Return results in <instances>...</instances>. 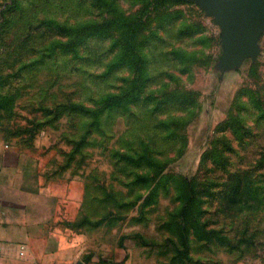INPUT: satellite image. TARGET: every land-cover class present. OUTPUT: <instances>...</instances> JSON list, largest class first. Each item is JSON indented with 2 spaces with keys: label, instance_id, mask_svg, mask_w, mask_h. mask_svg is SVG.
I'll list each match as a JSON object with an SVG mask.
<instances>
[{
  "label": "rangeland",
  "instance_id": "rangeland-1",
  "mask_svg": "<svg viewBox=\"0 0 264 264\" xmlns=\"http://www.w3.org/2000/svg\"><path fill=\"white\" fill-rule=\"evenodd\" d=\"M257 47L230 60L198 0H0V151L88 264H264Z\"/></svg>",
  "mask_w": 264,
  "mask_h": 264
},
{
  "label": "crops",
  "instance_id": "crops-1",
  "mask_svg": "<svg viewBox=\"0 0 264 264\" xmlns=\"http://www.w3.org/2000/svg\"><path fill=\"white\" fill-rule=\"evenodd\" d=\"M36 162L23 157L19 149L0 151V262L88 264L78 245L65 241L52 227L58 201L65 195L47 191ZM48 200L51 216L44 210Z\"/></svg>",
  "mask_w": 264,
  "mask_h": 264
},
{
  "label": "water",
  "instance_id": "water-1",
  "mask_svg": "<svg viewBox=\"0 0 264 264\" xmlns=\"http://www.w3.org/2000/svg\"><path fill=\"white\" fill-rule=\"evenodd\" d=\"M209 16L223 26L225 54L230 60L258 51L264 31V0H198ZM77 264H84L79 262Z\"/></svg>",
  "mask_w": 264,
  "mask_h": 264
},
{
  "label": "trees",
  "instance_id": "trees-1",
  "mask_svg": "<svg viewBox=\"0 0 264 264\" xmlns=\"http://www.w3.org/2000/svg\"><path fill=\"white\" fill-rule=\"evenodd\" d=\"M264 169V168H263ZM189 227L186 225V227L184 228V231H186V235L188 236V234H189Z\"/></svg>",
  "mask_w": 264,
  "mask_h": 264
},
{
  "label": "built area",
  "instance_id": "built-area-1",
  "mask_svg": "<svg viewBox=\"0 0 264 264\" xmlns=\"http://www.w3.org/2000/svg\"><path fill=\"white\" fill-rule=\"evenodd\" d=\"M24 249V247H22V250Z\"/></svg>",
  "mask_w": 264,
  "mask_h": 264
}]
</instances>
